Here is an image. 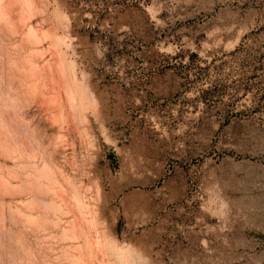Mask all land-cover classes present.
I'll return each mask as SVG.
<instances>
[{"label":"rangeland","instance_id":"rangeland-1","mask_svg":"<svg viewBox=\"0 0 264 264\" xmlns=\"http://www.w3.org/2000/svg\"><path fill=\"white\" fill-rule=\"evenodd\" d=\"M16 2L0 264H264V0Z\"/></svg>","mask_w":264,"mask_h":264},{"label":"bare ground","instance_id":"bare-ground-1","mask_svg":"<svg viewBox=\"0 0 264 264\" xmlns=\"http://www.w3.org/2000/svg\"><path fill=\"white\" fill-rule=\"evenodd\" d=\"M18 5H17V2L16 0H0V15L2 17V19L4 21H7V22H15L16 24L19 23V20L21 19L19 15H17V11H18ZM20 11V10H19ZM4 30V29H3ZM17 30V29H16ZM19 37V36H18ZM2 38V37H0ZM3 39V38H2ZM11 39V38H10ZM34 49V48H33ZM19 55V54H18ZM4 56V55H3ZM2 57V56H1ZM5 58V57H4ZM18 65V64H17ZM16 68V67H15ZM11 72V71H10ZM9 75V74H8ZM16 77V76H15ZM2 78V77H1ZM4 80V79H3ZM6 82V81H5ZM16 83V82H15ZM5 86V85H4ZM20 89V88H19ZM16 90V89H15ZM22 95V94H21ZM19 100V99H18ZM51 103V102H50ZM13 105V104H12ZM1 111V109H0ZM2 114V112H0ZM3 117H5L4 114H2ZM0 117H2L0 115ZM0 118V122L1 123H4L6 125V127H9L6 123V117L5 119L4 118ZM4 121V122H3ZM14 127V126H13ZM36 139V138H35ZM16 141V140H15ZM9 143H11L10 140L7 139V137L4 135V134H0V145L4 146V145H9ZM18 143V142H17ZM21 143V141H20ZM33 147V146H32ZM57 147V146H56ZM6 149V148H5ZM147 154V152H145ZM153 156H157L158 155V150L155 148L153 149V152H152ZM27 157V156H26ZM44 157V156H43ZM49 157V156H48ZM50 159V158H49ZM56 159V158H55ZM57 161V160H56ZM36 163V162H35ZM148 164H151V161H147ZM56 164V163H55ZM20 165V164H19ZM2 168V167H1ZM66 168V167H65ZM31 171V170H30ZM4 172V171H3ZM61 172V171H60ZM31 174V173H30ZM59 175V174H58ZM71 176V175H70ZM73 177V176H72ZM3 181V180H2ZM2 181L0 182V189H4L6 188L4 182L2 183ZM8 182V181H7ZM146 181H142V182H133V185H136V186H139V189L138 190H135L133 193H132V196L135 200H139V199H142L143 196L142 195H145V193L147 192V188L149 187L147 185V183H145ZM63 183V182H62ZM90 183V182H89ZM91 185V184H90ZM13 186V185H12ZM9 192V191H8ZM33 195V194H32ZM47 196V195H46ZM51 196V195H50ZM92 196V195H91ZM49 197V196H48ZM48 199V198H47ZM46 200V199H44ZM91 201V200H90ZM18 202V201H17ZM71 202V201H70ZM20 203V202H18ZM25 203H27V200L25 201ZM23 203V204H25ZM135 204H141L140 201H134ZM21 205V203H20ZM19 206V205H18ZM32 206V205H31ZM30 206V207H31ZM44 206V205H43ZM13 208V207H12ZM42 208V207H41ZM2 211H3V206L2 208H0ZM93 209V208H92ZM16 210V209H15ZM4 212V211H3ZM18 212H20L18 210ZM17 213V212H16ZM69 213V212H68ZM22 215V214H20ZM72 215V214H71ZM25 217V216H24ZM15 218V217H14ZM31 218V217H30ZM73 218V217H72ZM29 220V219H28ZM19 223V222H18ZM93 224V223H92ZM3 227V226H2ZM54 231V230H53ZM106 235V234H105ZM28 238V237H27ZM26 238V239H27ZM18 238H16L17 240ZM29 239V238H28ZM60 241V240H59ZM30 242V241H29ZM60 244V243H59ZM72 246V245H71ZM23 247V246H22ZM89 247V246H88ZM32 248V247H31ZM46 248V247H45ZM46 251V250H45ZM48 251V250H47ZM40 252V251H39ZM70 252V251H69ZM38 253V252H37ZM45 253V252H44ZM23 256V255H22ZM22 260V258H21ZM91 261V260H90ZM26 262V261H25ZM23 263V262H22ZM125 264H132L131 261H126Z\"/></svg>","mask_w":264,"mask_h":264}]
</instances>
